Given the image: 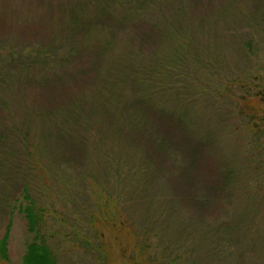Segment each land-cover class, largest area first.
I'll return each mask as SVG.
<instances>
[{
  "label": "trees",
  "instance_id": "1",
  "mask_svg": "<svg viewBox=\"0 0 264 264\" xmlns=\"http://www.w3.org/2000/svg\"><path fill=\"white\" fill-rule=\"evenodd\" d=\"M58 1V6L52 0L49 6L33 7L38 11L17 28L24 40L8 38L5 31L10 26L0 15V154L1 142L7 140L3 135L22 136L21 151L31 163L37 164L39 152L46 150L55 166L69 170V183L101 184L102 178L106 186L124 180L129 191H150L164 167L171 165L173 170L177 146L183 143L190 159L208 168L205 193L190 190L178 195L192 210L205 205L211 191L213 198L216 193L231 198L235 184L241 185V200L249 202L248 209L250 201L255 205L264 200V107H256L264 103V86L254 91L249 84V79L260 78L257 75L245 73L239 79L233 73L214 74L211 89L209 79L215 72L204 71L209 66L187 26L185 10L164 13L181 0ZM217 97L232 107L227 114L222 108L220 120L242 117L247 122L242 135L250 138L245 162L249 174L238 176L224 158L219 135H213L216 111L203 131L199 129L202 108L217 105ZM33 133L42 149L33 142ZM9 159L20 157L10 154ZM25 186L26 202L20 211L33 237L22 264H59L45 237L46 209ZM181 188L182 184L174 189ZM104 198L115 205L114 196ZM146 199L152 205L157 196ZM104 214L111 225L130 231L118 220V212ZM9 237L10 225L4 234L0 231V264H11Z\"/></svg>",
  "mask_w": 264,
  "mask_h": 264
},
{
  "label": "rangeland",
  "instance_id": "2",
  "mask_svg": "<svg viewBox=\"0 0 264 264\" xmlns=\"http://www.w3.org/2000/svg\"><path fill=\"white\" fill-rule=\"evenodd\" d=\"M50 1L0 0V15L10 26L5 31L8 38L24 40L26 37L23 38L17 28L27 25L29 14L38 11L33 7L46 6V3L49 6ZM53 1L58 6L59 1ZM171 5L164 13L171 15L180 8L185 10L187 26L203 50L205 65L209 66L204 71L215 72L209 79L211 89L216 84L214 74L224 77L233 73L240 79L247 73L260 77L249 79V84L254 91H261L264 86V0H181ZM216 99L217 105L210 103L202 108L203 124L200 123L199 129L203 131L209 117H214L213 110L216 111L213 135H219L217 142L225 153L224 158L228 157L238 176L249 174L245 162L251 153L246 146L250 138L242 135L247 122L242 117L220 120L218 114L222 108H226L227 114V109L232 107L225 105L228 101ZM256 107H264V103L257 102ZM2 111L0 107V113ZM2 130L0 127V132ZM32 135L33 142L42 149L37 143L38 137ZM3 136L7 140L1 142L0 156L20 157L18 161L9 159V155L0 158V231L4 234L10 225L11 264H22L26 246L33 237L20 211V206L26 202L25 185L30 196L46 209L45 237L56 252L59 264H264V247H261L264 200L255 205L250 201L248 209L249 202L241 200V185L235 184L231 198L225 199L223 193H216L217 197L213 198L211 191L208 202L192 210L178 195L190 190L205 193L203 180L209 179L208 168L190 159L188 148H181L183 143L177 146L179 154L173 170L171 165L164 167L150 191L142 188L129 191L124 180L122 183L113 180L106 186L101 185L102 178L101 184L69 183V170L55 166L46 150L39 152L41 160L33 164L21 151L22 136L21 139ZM180 184L183 188L175 190ZM108 194L116 198L115 205L105 202L104 196ZM146 196H157L156 205H150L151 200ZM106 212L108 217L118 212V220H124L132 232L122 229L124 226L118 223L113 226L105 221ZM245 213L248 217L243 215ZM224 227L228 231H222ZM181 229H185V233H180ZM243 255L244 261L240 257ZM133 256L139 259L137 263Z\"/></svg>",
  "mask_w": 264,
  "mask_h": 264
}]
</instances>
